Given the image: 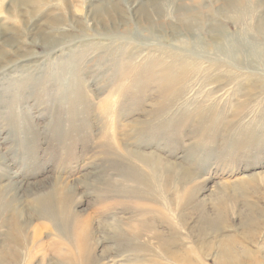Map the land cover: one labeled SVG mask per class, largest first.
<instances>
[{
	"label": "rangeland",
	"instance_id": "374dc122",
	"mask_svg": "<svg viewBox=\"0 0 264 264\" xmlns=\"http://www.w3.org/2000/svg\"><path fill=\"white\" fill-rule=\"evenodd\" d=\"M137 1L146 6V0L143 5ZM225 1L162 0L158 13L138 16L127 0H0V197L22 212L25 228L19 232L22 239L13 230L14 216L5 213L0 218V257L7 264L12 258L6 251L19 253L18 264H29L30 255L35 256L33 264L56 263L52 253L65 238L49 222L34 214L29 217L26 201L60 183L71 186L72 210L83 218L107 210L110 217L136 223L131 210L119 205H146L153 212V226L141 236L161 256V264L169 263L152 239L154 233L175 241L178 236L196 264H218L219 244L229 246V241L234 249L250 253L246 260L239 255L242 264H264V142L249 148L235 144L244 127L262 130L264 137V33L258 31L264 0H245L240 19L222 12ZM178 7L200 18L191 29L176 21ZM215 26L223 33L222 50L213 39ZM126 56L131 62L111 85L113 67ZM150 56L167 63L173 57L195 59L200 69L175 83L181 101L172 110L179 114L178 106H215L229 123L226 129L219 127L213 139L199 141L186 123L174 128L176 132L150 139V147L137 148V124L154 121L153 111L161 106L165 89L148 82L145 102L131 89V72ZM257 81L258 87L252 88ZM71 86L83 92L85 103L72 99ZM128 113L131 117L124 118ZM234 114H239L236 120L243 127L232 120ZM163 120L164 116L152 127ZM105 144L122 156L133 150L157 154L175 169L171 175L157 176L146 202L101 203L85 185L95 178L103 182L118 177L111 168L113 153L103 152ZM131 162L148 173L134 159ZM190 192L197 196V205L193 201L185 206L182 200ZM170 198L175 199L171 206ZM221 210L220 228L201 236L199 216L206 212L214 217ZM160 213L174 232H169L167 222L159 225ZM98 223L93 222L91 235L97 242L95 259L103 246H111ZM6 236L15 239L13 245ZM177 248L175 243L171 249ZM109 251L106 259L113 262L105 263L126 264L125 255Z\"/></svg>",
	"mask_w": 264,
	"mask_h": 264
},
{
	"label": "bare ground",
	"instance_id": "6f19581e",
	"mask_svg": "<svg viewBox=\"0 0 264 264\" xmlns=\"http://www.w3.org/2000/svg\"><path fill=\"white\" fill-rule=\"evenodd\" d=\"M127 1H130V10H135L134 12L138 16H148L151 12L158 13L162 9V0H146V6H144L145 8L141 7V5L137 3V0ZM141 3L143 5V0H141ZM139 5L140 7L138 8ZM244 8L245 0H227L221 5L223 13L226 14L228 12H232L235 16H239L238 19L242 17L240 14ZM174 16L176 21H178L185 28L190 29L195 25V22L200 19L193 10L183 7L175 9ZM212 31L214 36L213 39L216 41L219 47L218 49L222 50V47L220 46H222L221 43L223 40V33L217 26L212 28ZM258 31L264 33V21L259 24ZM131 58V56H126V59L121 60L113 67L111 79L113 80V78H115L111 85L118 80L122 67L131 62ZM70 62L71 61L67 62L66 65ZM199 69L200 67H198V62L195 59L185 60L173 57L172 61L167 63L163 58L150 56L135 71L131 72L134 81L131 89L142 94L141 101L143 102L147 100L146 91L148 82L151 81V83L158 90L165 87L162 96L163 102H161V106H157L155 111H153V116L155 117L154 121H143L137 124V127L140 130V132L135 136V146L137 148L150 147L151 145H146L149 143L150 139L155 140V138L159 137L158 135L162 134L166 136L168 132H176L174 128L184 127L186 123L192 127H190L191 135L198 138L199 141L213 139L216 136L217 128L219 127L226 129L229 123H224V117L222 118V116L217 113L218 111L216 112L214 109L215 106L202 107L204 104L201 103L196 106L187 104L188 106H178L180 110L179 114L178 111L173 112L174 110H172L178 102L181 101L177 92L174 91L175 83H181L184 80V75H194ZM259 83L260 82L257 81L253 83L251 87H258ZM69 93L72 94V99L76 98L78 101L85 103L86 98L83 92H81L76 86H71ZM163 116L164 120L162 123L152 127L154 122H161L160 120ZM130 117L129 113L124 115V118L126 119ZM239 117V114H234L232 120H235L237 127H243L244 124L242 121L239 120V122H237L236 120ZM194 121H197V125H195ZM258 142H264L263 132L262 130L257 131L253 126L244 127L235 138V144L241 148H249L253 145H257ZM103 148V152L110 151L113 153L111 162L112 167H110L117 171L118 177L115 180L104 179L103 182L102 179L95 178L89 185H85L97 195L101 203L105 202V200L107 201L112 199H136L141 202H146L147 197L152 193L154 186L158 184L157 181L159 177L157 176H159L162 172H169L167 174L171 175L172 170L175 169L171 163L163 161L157 154L133 150L130 151L131 153L128 155L126 154L122 156L117 154L107 144H105ZM132 159L147 168L148 173L139 171L132 164ZM128 183H133L134 186H128ZM69 186L70 185L67 183H60V185L53 186L49 191L39 193L37 196L34 194L31 199L26 201L28 209L31 212L29 213V217L34 214L41 220L49 222L58 230L61 236L65 238V243H62V247L52 253V257H54L56 261L55 264H107L104 261L106 257H108V253L110 252L109 250H112L115 255H125L126 264H129V262H132L133 264H161V260L159 259L161 256L154 252L150 246L149 240L141 236L149 232L153 226L151 222V214L153 212L146 208V205H119L121 208H124L126 212L131 210L132 216L134 214V217H137L136 223L131 219L119 221L117 218L112 216L110 217V212L107 213V210H100L95 213V216L91 219L83 218L79 212L72 210L73 202L75 203V196L74 193L70 191L69 188H71V186ZM196 197L197 196H195V194L190 192L182 200V202L185 206H187L196 200ZM176 199H178V197ZM172 200L175 199H169L170 206ZM194 204L197 205V201H194ZM200 209H202V204L198 205V211ZM222 211L223 210L217 212L214 217H211L206 212H203V214L199 216L200 228L198 232L201 236L209 234L208 232H215L218 228H220L224 222V220H222ZM5 213H8L9 217L10 215L14 216L15 224L13 230L19 237L25 239V237H22L19 234V232L25 230L21 223L22 212L20 210L13 209L12 201L6 202L0 197V218ZM94 219L99 220L97 229L104 231L108 238L106 239L111 242L110 247L103 246V248L99 251V259H95L94 257V250L97 246V242L91 237L93 234L92 224L95 221ZM152 220L157 222L155 218ZM109 221L112 223H109ZM158 221L160 225L161 223H165L169 220L167 216H163V214L160 213ZM166 225L168 226L170 233L175 231L173 225L168 222ZM247 225H249V223H247ZM153 235L155 237L152 236V239L156 240L158 249L166 255L165 259L169 264H196V262L193 261L194 257L192 256L191 251L183 244H179L178 236H176L175 241L173 238L164 239L163 235L159 233H154ZM6 239L10 240L12 245L15 242V239L10 236H6ZM33 239H36L34 235ZM93 242L95 244L94 247L92 245ZM175 243H177L178 246L177 250L171 249ZM233 244L234 243L231 241H229V246L222 243L219 244V250L217 253L218 264H242L240 259L249 257L250 253L247 250L238 251L231 247ZM58 246L59 244L55 247ZM6 254L12 258V262L8 264H18L19 253H7L6 251ZM239 255H241L242 258L239 259ZM34 258V255H30L29 264H33L32 261ZM0 259V264H7L2 257H0ZM106 261L113 262V259L109 260V258H107ZM250 264L258 263L252 260Z\"/></svg>",
	"mask_w": 264,
	"mask_h": 264
}]
</instances>
